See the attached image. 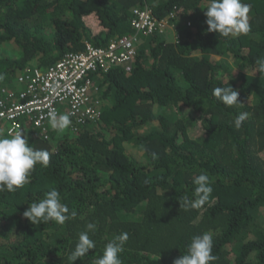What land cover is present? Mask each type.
Masks as SVG:
<instances>
[{
  "label": "trees",
  "instance_id": "1",
  "mask_svg": "<svg viewBox=\"0 0 264 264\" xmlns=\"http://www.w3.org/2000/svg\"><path fill=\"white\" fill-rule=\"evenodd\" d=\"M244 2L251 32L225 38L207 31L206 0H0V87L17 69L45 68L86 42L106 47L132 34L134 7L148 5L158 17L174 10L179 29L178 38L171 30L145 35L129 70L94 77L98 119L78 132L48 124V137L26 133L50 163L37 164L24 187L0 192V264H68L89 222L98 226L90 234L96 248L73 264H94L121 232L129 235L123 264H173L206 231L218 257L211 264H264V0ZM230 85L242 105L212 95ZM240 112L248 115L236 129ZM201 172L213 192L201 208L185 209L182 197L192 198ZM51 188L77 216L33 224L23 212Z\"/></svg>",
  "mask_w": 264,
  "mask_h": 264
},
{
  "label": "clouds",
  "instance_id": "2",
  "mask_svg": "<svg viewBox=\"0 0 264 264\" xmlns=\"http://www.w3.org/2000/svg\"><path fill=\"white\" fill-rule=\"evenodd\" d=\"M203 9H206L205 23L208 25L209 32H217L225 38L248 35L251 32L249 23L251 5L244 0H206V6ZM259 63L264 69V59H260ZM4 79L5 75L0 73V81ZM212 95L227 107L242 105L238 100L239 93L231 85L213 88ZM247 115L246 112L236 115L233 121L236 129L242 127ZM70 116V113L58 114L56 109L49 108L46 116L41 114L40 119L47 118L54 131L63 133L73 123ZM50 157L51 153L47 149L34 148L28 143L26 132L19 130L14 134H0V192H14L29 184L35 166L39 164L47 168ZM152 159H158L157 153H152ZM193 183L195 188L192 198L182 197V206L185 209L201 208L213 192V181L207 172H201L195 176ZM23 216L33 224L55 222L58 225H64L67 220L75 218L77 212L70 210L67 204L62 203L58 189L51 188L42 199L28 204ZM97 227V224L93 222L85 225V229L79 233L75 241V247L67 256L68 264H73L77 258L83 259L90 249L96 248V241L90 234H95ZM128 240L127 232L113 236L105 244L103 254L94 261V264H123L121 254L125 251ZM213 247L214 240L211 232L194 235L188 245L187 253L176 258L173 264H211L218 259L213 254Z\"/></svg>",
  "mask_w": 264,
  "mask_h": 264
},
{
  "label": "built area",
  "instance_id": "3",
  "mask_svg": "<svg viewBox=\"0 0 264 264\" xmlns=\"http://www.w3.org/2000/svg\"><path fill=\"white\" fill-rule=\"evenodd\" d=\"M175 14L172 10L167 16L158 17L148 5L134 7L130 19L132 34L116 37L106 47L86 42L84 50L68 52L48 67L25 69L17 78L21 90L0 87V126L6 124L4 133L25 132L30 126L48 137V120H41L40 116H46L49 108L58 114L70 113L73 132L98 119L103 101L100 83L94 77L102 79V74L115 67L129 70L143 43L141 34L165 35L171 30L178 38Z\"/></svg>",
  "mask_w": 264,
  "mask_h": 264
},
{
  "label": "rangeland",
  "instance_id": "4",
  "mask_svg": "<svg viewBox=\"0 0 264 264\" xmlns=\"http://www.w3.org/2000/svg\"><path fill=\"white\" fill-rule=\"evenodd\" d=\"M173 34V32H172ZM141 38L143 39L144 41V38H145V35L144 34H141ZM4 50H6L7 52L10 51L9 48H4ZM12 50L11 53L14 54L16 53V51ZM11 55V54H10ZM116 68V67H115ZM20 69H17L16 72L14 73V76H13V80L10 82V84H8L7 86L10 87L11 90H14V91H18V90H21L22 89V85L21 83L18 82L17 78H18V75L20 74ZM185 110H188V108H185ZM5 127H6V124L3 123L2 124V129H1V132L2 134L4 133L5 131ZM70 128V127H69ZM71 129V128H70ZM32 130H34V128H27V131L26 133H28V136H31L32 134Z\"/></svg>",
  "mask_w": 264,
  "mask_h": 264
}]
</instances>
